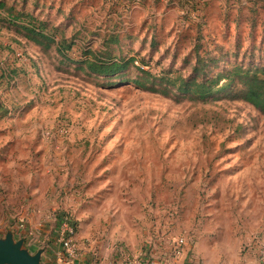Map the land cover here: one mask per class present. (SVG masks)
Masks as SVG:
<instances>
[{"label": "rangeland", "instance_id": "rangeland-1", "mask_svg": "<svg viewBox=\"0 0 264 264\" xmlns=\"http://www.w3.org/2000/svg\"><path fill=\"white\" fill-rule=\"evenodd\" d=\"M1 1L0 235L63 264L67 216L73 264L162 258L179 236L173 264H261L264 113L232 86L202 101L123 79L264 65V0ZM18 13L72 42L67 58L25 37ZM94 56L136 61L122 79L80 69Z\"/></svg>", "mask_w": 264, "mask_h": 264}, {"label": "trees", "instance_id": "trees-1", "mask_svg": "<svg viewBox=\"0 0 264 264\" xmlns=\"http://www.w3.org/2000/svg\"><path fill=\"white\" fill-rule=\"evenodd\" d=\"M0 9H5L9 13L12 12V7L6 6L1 0ZM23 15H28L29 18L28 22L21 26L25 37L35 44L41 45L44 49H48L53 44L57 53L67 58L66 51L71 49L72 42H66L64 39L56 41L54 36L46 31V23L36 20L29 14L18 13L14 16V19L19 20L25 17ZM135 61L134 57L106 59L94 56L93 58H83L78 63H80V69L85 70L88 74L122 78L126 74L125 71L131 65H134ZM136 69L138 74L134 78L122 79L129 80L135 86L144 90L162 95H168L174 91L180 95L203 101L228 91L232 86L231 93L235 90L233 93L235 97L250 103L264 113V65L245 67L242 64H233L226 71L216 72L211 79L201 80H197L196 75L186 78L169 70L155 75L142 68V66H138ZM199 69L198 66L194 67L195 74L200 73Z\"/></svg>", "mask_w": 264, "mask_h": 264}, {"label": "built area", "instance_id": "built-area-1", "mask_svg": "<svg viewBox=\"0 0 264 264\" xmlns=\"http://www.w3.org/2000/svg\"><path fill=\"white\" fill-rule=\"evenodd\" d=\"M23 224L21 223V230ZM56 238L60 243L64 254H57L59 261L63 264H70L77 260V254L79 252V245L75 239V225L71 222L70 218L67 216H62L59 218L58 228L56 230ZM184 238L182 236L177 237L174 240V245L167 256L162 258L156 257L154 254L150 253L148 255L140 256L138 258L127 259L126 264H173L174 261L181 257L183 253ZM258 253L260 258V263L264 264V244L258 246Z\"/></svg>", "mask_w": 264, "mask_h": 264}, {"label": "water", "instance_id": "water-1", "mask_svg": "<svg viewBox=\"0 0 264 264\" xmlns=\"http://www.w3.org/2000/svg\"><path fill=\"white\" fill-rule=\"evenodd\" d=\"M14 236L12 231L0 235V264H44L41 259L42 248L31 252L23 238L16 239Z\"/></svg>", "mask_w": 264, "mask_h": 264}, {"label": "crops", "instance_id": "crops-1", "mask_svg": "<svg viewBox=\"0 0 264 264\" xmlns=\"http://www.w3.org/2000/svg\"><path fill=\"white\" fill-rule=\"evenodd\" d=\"M25 245H26V243H25ZM27 248L31 251V249H30L29 247H27ZM35 251H36V250H35ZM31 252H34V251H31ZM53 252H54V251L51 252V253H52L51 256L54 258V256H53L54 253H53ZM51 253H50V254H51ZM45 255H46V254L42 251L41 259H42V256H45ZM75 264H77V263H75Z\"/></svg>", "mask_w": 264, "mask_h": 264}]
</instances>
